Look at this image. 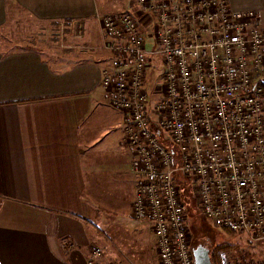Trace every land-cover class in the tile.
I'll use <instances>...</instances> for the list:
<instances>
[{
    "label": "built area",
    "instance_id": "2783aa9c",
    "mask_svg": "<svg viewBox=\"0 0 264 264\" xmlns=\"http://www.w3.org/2000/svg\"><path fill=\"white\" fill-rule=\"evenodd\" d=\"M98 22L115 59L100 86L123 115L136 178L132 217L149 225L159 264H194L182 180L205 221L264 241V22L227 0H135ZM153 66L158 133L147 117ZM102 257L94 246L86 264H114Z\"/></svg>",
    "mask_w": 264,
    "mask_h": 264
},
{
    "label": "crops",
    "instance_id": "0c3cea01",
    "mask_svg": "<svg viewBox=\"0 0 264 264\" xmlns=\"http://www.w3.org/2000/svg\"><path fill=\"white\" fill-rule=\"evenodd\" d=\"M227 3L264 22V0ZM134 9L135 0H0V264H86L94 246L113 263L111 241L117 264L145 252L123 115L100 86L115 59L98 17Z\"/></svg>",
    "mask_w": 264,
    "mask_h": 264
},
{
    "label": "rangeland",
    "instance_id": "374dc122",
    "mask_svg": "<svg viewBox=\"0 0 264 264\" xmlns=\"http://www.w3.org/2000/svg\"><path fill=\"white\" fill-rule=\"evenodd\" d=\"M119 14L120 13H113L110 15ZM55 32L56 30H51V35H57ZM155 70L156 72L159 71V69ZM155 70H152L148 74V76L150 75V77L147 79L146 82V90L149 101L147 107V117L150 119V127L153 129L154 132L158 133L154 124L156 113L152 109L157 103V100L160 96L159 92L156 90L158 84V80L156 78L157 74L156 76L152 75L155 74ZM162 136L163 134L159 137L163 138ZM180 186L183 198L182 202L184 203L187 210L186 220L191 248H194L198 244L206 246L209 249L210 261L212 264H217V253L219 254L220 258H222L223 264H264V241L259 243H253L244 236H236L233 234L231 235L230 233H226L225 231H219L215 228L213 229L212 225L209 222L205 221L199 215L197 203L193 196V192L190 190L187 191L186 183L184 180L180 181ZM141 230H143V228H141ZM151 233V230L144 232V236L146 237L144 238L143 236L142 243L145 244V252H140L141 255H139L138 259L134 257L136 261L132 264H159L157 248L155 246L154 238L152 237L153 234ZM111 242L113 243L109 245L110 250L108 251L109 255L106 258V261L113 260V263L117 264L116 242ZM225 245L232 247L231 250L226 251L223 248ZM221 248L224 250H221Z\"/></svg>",
    "mask_w": 264,
    "mask_h": 264
},
{
    "label": "water",
    "instance_id": "95a60500",
    "mask_svg": "<svg viewBox=\"0 0 264 264\" xmlns=\"http://www.w3.org/2000/svg\"><path fill=\"white\" fill-rule=\"evenodd\" d=\"M194 264H212L210 261L209 249L202 244L192 248Z\"/></svg>",
    "mask_w": 264,
    "mask_h": 264
},
{
    "label": "trees",
    "instance_id": "16d2710c",
    "mask_svg": "<svg viewBox=\"0 0 264 264\" xmlns=\"http://www.w3.org/2000/svg\"><path fill=\"white\" fill-rule=\"evenodd\" d=\"M213 227V229L215 228V229H217L216 227H214V226H212ZM217 230H219V229H217ZM219 231H221V230H219ZM223 231V230H222ZM226 233H230V232H228V231H225ZM231 234V233H230ZM232 235V234H231ZM226 251H230L231 250V248L232 247H230V246H227V245H225L224 247H223ZM224 249H222L221 248V250H224ZM221 252V251H220ZM216 260H217V264H223L222 263V258H220V256H219V254L217 253L216 254Z\"/></svg>",
    "mask_w": 264,
    "mask_h": 264
}]
</instances>
